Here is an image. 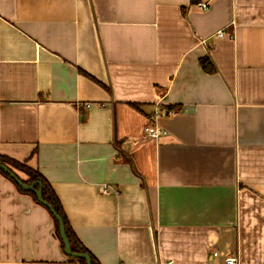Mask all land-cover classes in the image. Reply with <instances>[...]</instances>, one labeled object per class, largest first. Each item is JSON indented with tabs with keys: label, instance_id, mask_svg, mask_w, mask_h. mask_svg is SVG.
I'll return each instance as SVG.
<instances>
[{
	"label": "crops",
	"instance_id": "crops-1",
	"mask_svg": "<svg viewBox=\"0 0 264 264\" xmlns=\"http://www.w3.org/2000/svg\"><path fill=\"white\" fill-rule=\"evenodd\" d=\"M0 154L101 264H264V0H0ZM0 264H78L1 172Z\"/></svg>",
	"mask_w": 264,
	"mask_h": 264
},
{
	"label": "trees",
	"instance_id": "trees-1",
	"mask_svg": "<svg viewBox=\"0 0 264 264\" xmlns=\"http://www.w3.org/2000/svg\"><path fill=\"white\" fill-rule=\"evenodd\" d=\"M199 1L200 0H193V2H195V3H198ZM199 62L201 63L204 71L210 72V73L217 71L216 65L212 61V59L209 55H205L204 57H201L199 59ZM0 163L8 165L15 173H17V171L23 172L26 175V178L20 177V175L18 173H17V175L19 176V178L23 179V181L26 182L27 184H31L33 181H40L42 184V195H44L45 200L47 202H50L52 204V206L55 208V210L58 211V213L60 214V216L62 217V219L64 221V225L66 226L67 236L69 238V241L71 242V246H72L73 251L81 252V253L87 252V253H89L90 257H92V264H101L99 262V260H97V258L92 255V253L83 244V242H80L79 239L77 238L72 226H70V224H69L67 215H66L65 211L63 210L61 202H60L57 194H55L50 181L47 180V178H45L43 176V174L38 169H36L34 167H30L28 165V163H26V162L14 160V159L6 156V155L0 154ZM0 172L3 175H5L8 179H11L16 184L18 189H20L22 192L32 195L35 198V200L39 201L38 196L35 194L34 191L32 192V191H27V190L23 189L19 185V183L17 181H15L14 179H12L10 177V175L5 170H3L2 168H0ZM36 187L39 188L40 184L36 185ZM53 217L55 220V226L57 228V232L59 234V231H60L59 223H58V221L54 215H53ZM63 247L65 249L64 242H63ZM68 258L72 261L77 262L78 264H87V260L83 257L82 258H76V257L68 256Z\"/></svg>",
	"mask_w": 264,
	"mask_h": 264
},
{
	"label": "water",
	"instance_id": "water-1",
	"mask_svg": "<svg viewBox=\"0 0 264 264\" xmlns=\"http://www.w3.org/2000/svg\"><path fill=\"white\" fill-rule=\"evenodd\" d=\"M0 168H2L3 170H5L12 179H14L15 181H17L19 183V185L27 190V191H34L35 194L38 196V200L41 204H43L45 207H47L48 210H51L52 214L56 217L59 226H60V231H59V235L60 238L62 240V242H64L65 245V253L68 256H72V257H76V258H85L87 260V264H92V257H90L89 253L87 252H75L72 249L71 246V242L69 241V238L67 236V231H66V226L64 225V221L62 219V217L60 216V214L58 213L57 210H55V208L52 206V204L50 202H47L44 198V195H42V184L40 181H33L31 184H27L26 182L23 181V179L19 178V176L17 175V173H15L8 165L0 163ZM40 184V187L37 188L36 185Z\"/></svg>",
	"mask_w": 264,
	"mask_h": 264
},
{
	"label": "built area",
	"instance_id": "built-area-1",
	"mask_svg": "<svg viewBox=\"0 0 264 264\" xmlns=\"http://www.w3.org/2000/svg\"><path fill=\"white\" fill-rule=\"evenodd\" d=\"M218 35L222 36L224 35V31L221 30ZM156 116H158V113H155L153 116L150 117V119L152 120L153 118H155ZM146 131L148 132V134L151 136V137H159L160 134L162 133H166V131L164 130V128H162L160 125H156L155 123H148L146 126ZM103 190L104 192H108V188L107 186H104L103 187ZM214 255L218 256L220 255L217 251L213 252ZM167 264H173L172 261H169ZM225 264H240L239 263V259L237 256L235 255H228L226 256V259H225Z\"/></svg>",
	"mask_w": 264,
	"mask_h": 264
}]
</instances>
